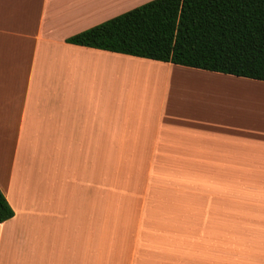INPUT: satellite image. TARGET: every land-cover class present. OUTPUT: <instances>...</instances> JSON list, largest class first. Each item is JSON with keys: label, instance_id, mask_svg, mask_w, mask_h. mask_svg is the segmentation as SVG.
Masks as SVG:
<instances>
[{"label": "crops", "instance_id": "obj_1", "mask_svg": "<svg viewBox=\"0 0 264 264\" xmlns=\"http://www.w3.org/2000/svg\"><path fill=\"white\" fill-rule=\"evenodd\" d=\"M149 1L0 0V264H264V81L66 42Z\"/></svg>", "mask_w": 264, "mask_h": 264}, {"label": "trees", "instance_id": "obj_2", "mask_svg": "<svg viewBox=\"0 0 264 264\" xmlns=\"http://www.w3.org/2000/svg\"><path fill=\"white\" fill-rule=\"evenodd\" d=\"M66 42L264 81V0H151Z\"/></svg>", "mask_w": 264, "mask_h": 264}, {"label": "rangeland", "instance_id": "obj_3", "mask_svg": "<svg viewBox=\"0 0 264 264\" xmlns=\"http://www.w3.org/2000/svg\"><path fill=\"white\" fill-rule=\"evenodd\" d=\"M135 72H137V71H135ZM122 81L123 80H121V82L119 83V85L117 87L118 91L121 88L122 89L121 91L129 92L128 91V81L127 80L124 82H122ZM250 93H253V92H251V91L245 92V94H250ZM234 102L236 103V101H234ZM259 103H261V101H259L258 98H251L248 95L245 97V100H244V123L245 124H250V125L253 124L254 125V124H257L260 122L261 118H253V117L247 118V117H245L246 115H252V114H250L251 106L255 105V104H259ZM237 105H239V104L237 103ZM242 108L243 107L241 106V108H239V110ZM229 110H232V109H229Z\"/></svg>", "mask_w": 264, "mask_h": 264}, {"label": "bare ground", "instance_id": "obj_4", "mask_svg": "<svg viewBox=\"0 0 264 264\" xmlns=\"http://www.w3.org/2000/svg\"><path fill=\"white\" fill-rule=\"evenodd\" d=\"M145 71V70H144Z\"/></svg>", "mask_w": 264, "mask_h": 264}]
</instances>
